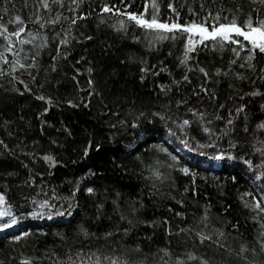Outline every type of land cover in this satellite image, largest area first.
Returning a JSON list of instances; mask_svg holds the SVG:
<instances>
[{
    "label": "trees",
    "instance_id": "16d2710c",
    "mask_svg": "<svg viewBox=\"0 0 264 264\" xmlns=\"http://www.w3.org/2000/svg\"><path fill=\"white\" fill-rule=\"evenodd\" d=\"M78 2L64 0L61 8L49 0V13L37 0H0V23L9 33L21 22L25 26L20 38L10 36L13 52L24 48L22 64L33 45L19 39L37 31L48 36L37 67L29 70L35 81L23 69L13 72L17 56L5 52L7 40L0 36V52L9 60L0 61L7 73L0 76V140L7 145H0V193L17 221L0 231V264H70L69 256L79 264L77 253L83 264H109L108 257L119 264H264L257 240L264 211L254 208L264 195V156L256 151L264 152V131L257 128L264 124V54L255 55L253 68L242 59L247 49L229 64L234 54L209 41L181 64L184 34L150 43L155 30L115 10L101 11L115 6L149 18L155 4L161 22L183 24L218 8L231 10L221 13L231 19L237 4L240 22L251 7L262 6L251 0H131L128 8L129 0ZM37 12L44 19L60 13L49 27L70 30L67 37L61 32L68 43L59 54L60 37L30 22ZM81 13L88 15L71 25L70 18ZM121 19L126 26L118 30ZM196 67H206L209 78L188 70ZM189 109L203 112L204 119ZM185 119L190 123L181 128ZM221 152L224 157L215 159ZM45 200L55 207H41ZM198 234L212 239L201 243Z\"/></svg>",
    "mask_w": 264,
    "mask_h": 264
},
{
    "label": "snow or ice",
    "instance_id": "6c2138e0",
    "mask_svg": "<svg viewBox=\"0 0 264 264\" xmlns=\"http://www.w3.org/2000/svg\"><path fill=\"white\" fill-rule=\"evenodd\" d=\"M27 3V0H25ZM39 3L40 8H43L47 10L49 13L52 12L51 5H59V7H64V0H51V5L49 3V0H37ZM82 2V0H80ZM123 2V0H122ZM252 4L255 5L257 2L259 5H261V9H257L255 7H251L247 14H245V19L238 22V16L236 13L241 11V5L237 4L235 12H232V18L229 19L227 15L221 16L222 12L231 11L228 9L218 8L215 14H213L211 11H208L206 16H201L199 21L192 20L187 23H179L177 21L169 22H161L158 19L159 9L158 7L153 4V12L149 18H145L144 13L137 14L134 11L131 12H120V9L115 8H109L107 5H104L101 8L102 12H110L115 10L117 14L119 15H125L128 17L129 21H134L136 25L146 29V30H155L154 32H150L152 39L150 43L162 40V39H175L177 35L184 34L185 39L187 40V47L184 52V59L180 61L181 64H187L189 60L194 59V57L190 56L189 53H195L197 51V48L195 47L197 41L200 45H202L204 48H208L209 45L207 42L211 41L213 47H219L220 49L227 48L229 52L233 53V58L229 61V64H236L237 60L241 58V52H244L245 49L246 55L242 58L245 62H247L248 68H253V65L251 61L254 59L255 55L257 53L264 54V16L261 15V11H264V0H251ZM72 3L75 4L77 7H79L78 0H72ZM131 6V0H129L128 4H125L124 7L128 8ZM167 7L172 10L173 13L177 17H179V11L176 7L173 6V4L170 2L168 3ZM205 6L204 4L200 5V8L203 9ZM5 12H7V9H3ZM68 11L74 12L75 9L69 8ZM145 11H147V7H145ZM189 11H192V9H189ZM253 12H255V20L253 19ZM88 14L87 13H81L80 16H72L70 18V24L75 25L77 19H84L86 18ZM193 15H196L195 12H193ZM2 19V18H0ZM61 19V14L57 13L55 16V19L48 18L44 19L43 16H41L38 12L35 14V20H31L30 22L34 24H39L40 29H45L49 26H54L58 23V21ZM65 20H69V17H64ZM15 21H21L20 16L15 17ZM9 23H12V21H9ZM125 21L119 20L118 21V30L125 28ZM0 36L4 37L5 40H7V44L4 46L5 52H13V47H10V45H13V41L10 39V36H15L17 38H20L21 33L25 32V26H23V22L11 33H9L8 28L5 26V24L0 23ZM49 31H52L55 33L56 37H60L58 40V43L56 44L55 51L57 54L60 53V46L66 45L68 43V40L61 37V32H63L64 37H67L70 35V30H65L63 27L61 28L60 32L55 31L54 27H49ZM165 33H170L171 35H165ZM28 36L29 39H19V44L24 45L32 44L33 49H30L31 56L30 58L26 55L25 60L29 61L27 63H21L19 59V53L24 51L23 47H20L18 51L13 52V55L17 56V59L12 64V70L13 72L16 71L17 68L23 69L24 73H27V76L32 80L35 81L36 77L33 75L32 71H29L30 69H35L38 64V57L40 56V50L48 46V36L44 33H41L40 31H37L36 33L29 32ZM88 39H91V37H87ZM243 38V39H240ZM39 40L40 43L36 44L35 41ZM246 42V43H245ZM233 45H237L238 47H232ZM66 55V50H65ZM53 61L56 60V56L53 55L51 57ZM0 61H2L4 64H8L9 60L8 57L4 55L3 52H0ZM240 68H244L245 64L240 63ZM52 70H55L54 65ZM146 69H142V71H145ZM189 71H198L199 73L203 74V77L205 79L209 78V72L206 69V67H196L195 69L189 68ZM91 71V69H89ZM222 69H216V74H221ZM21 73V74H24ZM224 75H227L228 73L225 71L223 73ZM7 73L3 68H0V76H5ZM237 76L240 74L237 73ZM13 79H18V77H13ZM184 80H188L189 77L187 75L183 76ZM21 84L24 83L23 80L19 81ZM27 87V85H25ZM201 91L204 94H207L209 92V89L205 87L203 84L200 85ZM163 90V89H162ZM40 99H44L43 96L39 97ZM214 97H209V99H213ZM50 102V101H49ZM183 102V101H182ZM219 107H223V105H220ZM189 111L192 112L193 117H198L199 119H204V113L203 112H197L195 109H189ZM237 112L242 111V106L236 109ZM155 115L159 116V113H156ZM161 119H164V117H160ZM170 118V117H169ZM190 121L185 119L183 120L182 124L180 125L181 128L184 126L189 125ZM209 123H211L209 121ZM229 125L232 124V120L229 119L227 121ZM257 128L261 131H264V124H260L257 126ZM171 131V130H170ZM205 132H209L210 129L205 127ZM247 131V129H245ZM175 134V133H173ZM186 143V142H185ZM0 145H3L5 148H7V145L4 144L2 140H0ZM230 147H235V145H230ZM257 152L261 153V156H264V152L261 151V149H256ZM225 153L221 152L219 155L214 157L215 159H222L224 157ZM229 158L235 159V157L231 156L229 154ZM45 160L51 161L52 163H55V160L52 156H45ZM175 159V157H173ZM243 159V157H241ZM244 163L247 164L249 167H252L251 160H244ZM264 166V161H262V165ZM171 167V165H169ZM183 171L187 172L188 169H183ZM158 178L161 176L160 172L154 173ZM261 176L264 177V173H261ZM235 179V177H233ZM88 192H92L91 188L87 189ZM264 192V189L261 190ZM6 203V198L3 193H0V204ZM264 203V195H261V198L255 202L254 208L260 209V211H264V208H260V205ZM41 207H55V205L49 204L47 200H45L41 205ZM207 215V210H205V218ZM0 217L8 218L11 217V223H8L5 221L4 223L0 224V231H5L6 229L10 228L12 225L16 224V217L12 215L11 211L8 209L0 210ZM123 219V216L121 217ZM234 228L237 227V225H233ZM264 227V225H262ZM127 231V230H125ZM22 235H27V233H23ZM87 235V233H85ZM107 235H112L111 233H108ZM200 235V234H198ZM222 236L223 233H220ZM261 237H264V232H261L260 237H257V240L260 242L261 250H264V239H261ZM14 240L21 239V236H14ZM205 239L211 240V236H203L200 235L201 243ZM216 243H219L218 241ZM221 247H224L223 245H220ZM139 250V249H137ZM246 251L245 248H241V252ZM255 249H253V252ZM77 255H80V262L79 264H83V255L80 253H77ZM189 258H192L191 256ZM70 264H76V261L72 260V257H68ZM109 264H119V261H113L111 257H108ZM99 264V261L97 262Z\"/></svg>",
    "mask_w": 264,
    "mask_h": 264
},
{
    "label": "rangeland",
    "instance_id": "374dc122",
    "mask_svg": "<svg viewBox=\"0 0 264 264\" xmlns=\"http://www.w3.org/2000/svg\"><path fill=\"white\" fill-rule=\"evenodd\" d=\"M198 44H199V42L197 41L196 45H198ZM196 45H195V47H196ZM3 209H6L5 204H0V210H3ZM5 221H7L8 223H11V217H8V218L0 217V224L4 223ZM10 228H8V229H10Z\"/></svg>",
    "mask_w": 264,
    "mask_h": 264
}]
</instances>
